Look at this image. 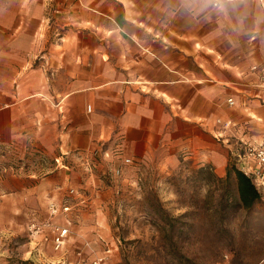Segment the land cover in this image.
Here are the masks:
<instances>
[{
	"label": "crops",
	"instance_id": "1",
	"mask_svg": "<svg viewBox=\"0 0 264 264\" xmlns=\"http://www.w3.org/2000/svg\"><path fill=\"white\" fill-rule=\"evenodd\" d=\"M241 142L264 143V0H0V146L26 164L3 168L0 264L13 231L106 168L223 175Z\"/></svg>",
	"mask_w": 264,
	"mask_h": 264
},
{
	"label": "rangeland",
	"instance_id": "2",
	"mask_svg": "<svg viewBox=\"0 0 264 264\" xmlns=\"http://www.w3.org/2000/svg\"><path fill=\"white\" fill-rule=\"evenodd\" d=\"M14 150L0 146V191L14 189L18 181L4 178L3 168L26 165ZM237 159L230 152L227 168L238 166ZM39 161L50 166L45 157ZM116 169L83 180L78 193L67 189L61 195L60 202L67 199L72 206L54 218L71 222L67 262L89 241L87 261L105 254V264H264V187L257 186L260 198L244 207L234 172L227 178L210 164L182 160L163 166L155 158L130 159L119 173ZM41 217H49L48 206ZM48 233L44 229L32 236L29 226L13 231L7 264H65L62 253L52 250ZM25 242L27 253L19 258V243Z\"/></svg>",
	"mask_w": 264,
	"mask_h": 264
},
{
	"label": "built area",
	"instance_id": "3",
	"mask_svg": "<svg viewBox=\"0 0 264 264\" xmlns=\"http://www.w3.org/2000/svg\"><path fill=\"white\" fill-rule=\"evenodd\" d=\"M228 103L233 104L232 98H228ZM218 122H221L219 119ZM229 123L225 122L224 126H228ZM243 145L240 147V152L236 153V157L241 161L247 163L246 167H240L246 174L250 175L257 186L264 187V143L251 144L247 142H241ZM241 158V159H240ZM130 158H126L125 162H129ZM116 173L120 172V169L115 170ZM76 190L70 188L68 194H74ZM71 204L65 199L62 202L51 201L48 205L49 217L41 222L31 221L29 223V230L31 235L39 234L44 229H48L50 233V244L54 252L62 253L63 263L67 264H87L88 251L91 249L89 241H85L83 245L74 249V258L70 261H66L64 254L67 251V244L71 239V222L67 219L66 223H61L54 219L56 216L62 213H67L71 209ZM105 254H95L88 260V264H105Z\"/></svg>",
	"mask_w": 264,
	"mask_h": 264
},
{
	"label": "trees",
	"instance_id": "4",
	"mask_svg": "<svg viewBox=\"0 0 264 264\" xmlns=\"http://www.w3.org/2000/svg\"><path fill=\"white\" fill-rule=\"evenodd\" d=\"M234 172L238 196L244 207L252 206L261 196L257 185L253 178L246 174L239 166H231L226 170V177H230L231 172Z\"/></svg>",
	"mask_w": 264,
	"mask_h": 264
}]
</instances>
